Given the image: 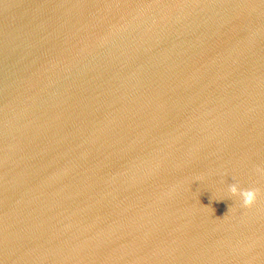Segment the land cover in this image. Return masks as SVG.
Returning <instances> with one entry per match:
<instances>
[{"label":"water","instance_id":"obj_1","mask_svg":"<svg viewBox=\"0 0 264 264\" xmlns=\"http://www.w3.org/2000/svg\"><path fill=\"white\" fill-rule=\"evenodd\" d=\"M0 264H264V0H0Z\"/></svg>","mask_w":264,"mask_h":264},{"label":"clouds","instance_id":"obj_2","mask_svg":"<svg viewBox=\"0 0 264 264\" xmlns=\"http://www.w3.org/2000/svg\"><path fill=\"white\" fill-rule=\"evenodd\" d=\"M229 191L233 196H238L244 206H250L255 198L256 191L252 189H240L237 185L232 184L229 186Z\"/></svg>","mask_w":264,"mask_h":264}]
</instances>
